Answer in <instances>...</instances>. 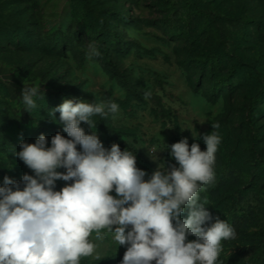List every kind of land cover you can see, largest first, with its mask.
Wrapping results in <instances>:
<instances>
[{
  "label": "rangeland",
  "instance_id": "obj_1",
  "mask_svg": "<svg viewBox=\"0 0 264 264\" xmlns=\"http://www.w3.org/2000/svg\"><path fill=\"white\" fill-rule=\"evenodd\" d=\"M89 44L98 57H87ZM261 84L264 0H0V186L4 176L33 174L14 154L21 140L67 138L59 112L49 116L63 99L116 102L117 114L91 118L92 131L106 148L132 151L145 180L176 164L166 145L187 138L203 151L202 136L219 124L215 179L199 192L236 233L221 242L218 264H264ZM23 86H40L30 113ZM90 238L99 258L80 264H120L126 246L106 230Z\"/></svg>",
  "mask_w": 264,
  "mask_h": 264
},
{
  "label": "clouds",
  "instance_id": "obj_2",
  "mask_svg": "<svg viewBox=\"0 0 264 264\" xmlns=\"http://www.w3.org/2000/svg\"><path fill=\"white\" fill-rule=\"evenodd\" d=\"M86 55L92 59L100 52L89 44ZM40 92V86H23L24 111L37 107ZM85 101L63 99L49 109L53 120L59 112L54 122L67 138L58 132L46 146L40 134L34 143L21 140L14 152L33 174L19 181L4 176L0 186V264H80L82 258H99L90 237L99 238L102 230L117 246H126L120 264H218L221 242L236 233L212 217L199 192L215 179L219 124L202 136L203 151L187 138L166 145L176 164L158 165L145 180L148 174L136 166L132 151L116 143L106 148L92 131L93 116L115 115L119 105L110 98ZM82 122L91 134H85ZM157 151L150 155L153 160ZM57 181L71 183L57 191Z\"/></svg>",
  "mask_w": 264,
  "mask_h": 264
},
{
  "label": "trees",
  "instance_id": "obj_3",
  "mask_svg": "<svg viewBox=\"0 0 264 264\" xmlns=\"http://www.w3.org/2000/svg\"><path fill=\"white\" fill-rule=\"evenodd\" d=\"M238 68L239 67H236V65H235L232 70H235V69H238ZM223 82L227 83L228 81L224 78ZM254 98L255 99H258V98H263L264 99V84H261V88H260L259 92H257V94H256V96Z\"/></svg>",
  "mask_w": 264,
  "mask_h": 264
}]
</instances>
